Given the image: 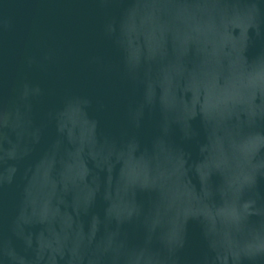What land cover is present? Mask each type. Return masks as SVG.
<instances>
[{"label": "water", "instance_id": "1", "mask_svg": "<svg viewBox=\"0 0 264 264\" xmlns=\"http://www.w3.org/2000/svg\"><path fill=\"white\" fill-rule=\"evenodd\" d=\"M0 264H264V0H0Z\"/></svg>", "mask_w": 264, "mask_h": 264}]
</instances>
